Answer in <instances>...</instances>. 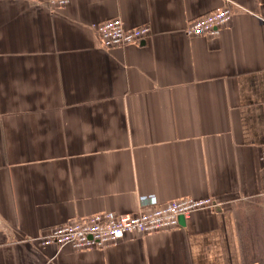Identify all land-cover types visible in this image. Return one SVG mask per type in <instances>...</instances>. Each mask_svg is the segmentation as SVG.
<instances>
[{
  "label": "crops",
  "instance_id": "0c3cea01",
  "mask_svg": "<svg viewBox=\"0 0 264 264\" xmlns=\"http://www.w3.org/2000/svg\"><path fill=\"white\" fill-rule=\"evenodd\" d=\"M228 1L189 37L225 0H0V264H264V0ZM115 18L150 36L100 48ZM140 196L217 206L102 249L34 240Z\"/></svg>",
  "mask_w": 264,
  "mask_h": 264
},
{
  "label": "built area",
  "instance_id": "2783aa9c",
  "mask_svg": "<svg viewBox=\"0 0 264 264\" xmlns=\"http://www.w3.org/2000/svg\"><path fill=\"white\" fill-rule=\"evenodd\" d=\"M52 12L65 8L70 0H33ZM232 4L225 0L224 5L189 20L184 32L187 36L215 37L228 26L233 15ZM239 10L249 13L245 8ZM264 22V19L259 17ZM100 48H124L145 41L150 36V28L146 25L126 28L120 18L107 20L93 26ZM264 169V149L260 155ZM139 207L143 210L135 214H116L99 212L70 222L55 226L45 235L35 238L41 247L70 246L75 251L102 249L120 241L125 235L139 233L151 235L169 231L178 225L180 218L186 219L194 212L213 210L217 205L210 198H181L164 204H154L148 196L139 197Z\"/></svg>",
  "mask_w": 264,
  "mask_h": 264
}]
</instances>
